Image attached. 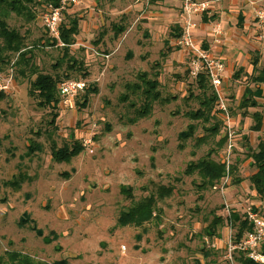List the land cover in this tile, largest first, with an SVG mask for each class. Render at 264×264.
Instances as JSON below:
<instances>
[{
  "label": "rangeland",
  "instance_id": "374dc122",
  "mask_svg": "<svg viewBox=\"0 0 264 264\" xmlns=\"http://www.w3.org/2000/svg\"><path fill=\"white\" fill-rule=\"evenodd\" d=\"M149 1L82 0L64 8L61 23L75 18L78 34L62 62L65 51L53 43L42 25L48 10L44 4L35 7V20L29 24L14 15L8 19L10 28L25 36L28 48L36 45L34 63L41 72H70L75 77L85 73L84 79L97 94L90 93L85 106L81 105V93L70 109L41 108L28 94L34 77L22 79L14 72L9 92L0 95V264H227L224 218L215 230L218 238L210 239L206 232L215 217L225 215L226 203L240 215L244 208L257 205L247 179L254 171L247 153L260 138L250 127H246L250 137L243 136L245 123L237 117L244 112L238 106L240 82L243 92L253 90L251 79L260 70L251 75L243 71L233 72L230 78L226 75L223 95L231 101L238 129L236 148L231 150V177L221 194L188 170V164L210 153L211 159L222 163L226 150L218 143L223 137L221 124L219 135L208 138L205 129L210 124L185 117L199 108V92L188 74V55L174 47L173 33L182 20L177 10L180 4L175 0H166L165 5ZM108 5L115 14L106 10ZM146 15L161 21L149 22L154 37L151 42L142 26ZM114 24L129 34L110 58V69L101 55L113 51L101 48L100 39L113 33ZM258 31L256 26L238 29L231 54L239 66L253 52L262 53L264 66V40L249 41L247 37ZM259 32L258 37L264 39V27ZM242 38L248 44L242 43ZM201 39L198 42L206 46ZM142 44L147 47L140 58L137 46ZM133 52L137 55L134 60ZM72 59L82 63L80 71L67 70ZM56 63L61 64L58 69ZM248 66L247 61L244 68ZM9 70L3 67L2 72ZM142 73L146 80L158 81L161 99L171 98L167 104H151L146 116L137 114L145 103L141 92L126 88L140 84ZM235 79L240 85L234 86ZM262 99L258 100L260 106L248 109L246 115L255 111L264 115ZM53 114L57 117L52 124ZM189 126L195 127L194 132L185 139L181 134ZM75 141L83 144L79 155L68 161L54 159ZM159 186L172 187V194L157 201V221L142 229L117 224L120 211L145 195H154ZM123 187L131 188L130 198L122 195ZM236 188L240 191L230 195Z\"/></svg>",
  "mask_w": 264,
  "mask_h": 264
},
{
  "label": "trees",
  "instance_id": "16d2710c",
  "mask_svg": "<svg viewBox=\"0 0 264 264\" xmlns=\"http://www.w3.org/2000/svg\"><path fill=\"white\" fill-rule=\"evenodd\" d=\"M155 0H153L154 2ZM48 8H56L60 5V0H0V72H2L3 67H10L12 73H16V76L22 79H32L28 89V94L37 100V105L41 108H51L52 110L58 107L60 101V95L57 91V85L62 80H68L75 76H72L70 72H66L65 75H60L59 73L47 74L41 72L34 63V48L35 46L28 48L25 44V36L20 34L16 29L10 28L8 24V19L11 15L20 17L29 24L35 20L34 9L37 6ZM199 20L201 22H208L213 20V16L207 17L202 15ZM111 29L114 36L121 35L125 32V29L120 25H112ZM28 30L24 31V34ZM78 34V22L77 20L71 19L68 24L61 23L59 26V41L63 44L61 47L65 52L61 57V62L66 60V53L68 48L74 45L75 37ZM180 35V27L176 26L173 38L177 39ZM53 43L57 44L58 41L53 39ZM168 47V43L165 44ZM177 48V47H175ZM165 54L162 52L161 57ZM60 63H56V69L60 66ZM82 63L75 61L74 59L68 62L67 70L69 71H80ZM146 73L139 75L140 84H134L132 88L134 91H140L141 95L145 99L144 105L137 110L138 116H146L151 111V104L159 102L162 104H167L171 101V98L161 99L160 94L157 91L158 81L156 79L146 80ZM86 74L83 73L80 77L85 82L84 79ZM254 85V89L246 88L239 104L241 110L257 109L260 106L258 100L262 99L263 90L261 88L264 85V66L261 70L251 79ZM87 83V82H86ZM192 85L198 90L199 95L196 97L199 103V108L196 111H189L185 113V117L190 121L201 122L203 124H210V127L205 129L208 133V138H215L220 133V127L222 122L218 116L215 114L216 96L213 93L211 87L208 84L206 76L201 73L195 80H192ZM97 94L95 88L88 86L83 92V102L82 106H85L88 102L89 94ZM5 94L3 92L0 93ZM79 96V95H78ZM123 100V99H122ZM126 100V99H125ZM56 114H53L51 123H54ZM253 125L250 127V131L259 132L264 126V116L260 112H255L252 115ZM212 121H215L214 125H211ZM221 124V125H220ZM194 126L187 127L188 131L182 132L181 136L183 138H189L194 132ZM206 139V138H205ZM203 138V140H205ZM202 142V140H200ZM218 143L225 145L226 139L220 137ZM34 149V148H32ZM66 151H63L60 156L56 155L54 159L57 161L70 160L73 157L79 155L81 150H83V144L80 142H73L72 147H63ZM247 153V159H249L250 164L254 167V171L247 177L249 181V189L252 192L254 200H257L261 208L262 215L264 217V141H260L255 148ZM188 170L191 174H196L201 179L203 185L207 187H213L215 182H217L224 172V166L221 162H215L211 159V153L206 155V157L200 159L194 164H188ZM235 168H232V171ZM240 180H235V183H240ZM131 188L123 187L121 193L123 196L131 197ZM172 194V187L159 186L155 191V194H149L142 197L140 201L132 204L129 208L120 211L117 218V224L120 227H133L142 229L146 224L155 222L158 220L160 210L157 207V201L162 200L165 197H169ZM233 226L236 229V237L239 239L246 231L249 230L246 222L241 219L238 213H233L231 215ZM223 218L217 216L212 221V228L208 230L207 235L210 239L219 237L215 233L217 226L222 224ZM217 237V238H218ZM262 253H264V246L261 248ZM207 257V255H205ZM239 264H254L247 258L243 256L238 258Z\"/></svg>",
  "mask_w": 264,
  "mask_h": 264
},
{
  "label": "built area",
  "instance_id": "2783aa9c",
  "mask_svg": "<svg viewBox=\"0 0 264 264\" xmlns=\"http://www.w3.org/2000/svg\"><path fill=\"white\" fill-rule=\"evenodd\" d=\"M82 0H60V5L56 8H48L43 16L42 25L51 39L59 41V26L61 24V13L66 7L76 6ZM180 4L182 14V23L180 35L175 40V47L182 49L187 56L188 74L190 79L195 80L198 75L203 73L206 76L209 86L216 96L215 114L222 122L223 137L226 139L225 155L223 163L225 173L220 182L213 189L223 194L225 187L230 179V170L232 163L231 150L235 137L234 123L227 105V100L223 95L222 87L225 80V66L221 58L214 55L212 47L221 46L224 37V29L220 19L209 20L208 36L206 41L208 47H203V43L198 42L195 37V31L198 29L202 15L212 16V8L221 0H175ZM249 4L252 10L254 21L258 24H264V0H250ZM108 56H105L107 58ZM13 73L10 69L6 74L0 72V93H8L12 86ZM87 83L80 77H73L62 80L57 85V91L60 95L59 107L72 108L75 98L83 93ZM86 144V143H85ZM225 211V260L227 264H239L238 258L243 256L254 264H264V217L260 210L248 206L243 209L242 220L246 222L249 230L239 239L236 237V230L233 226L231 209L229 204L224 205ZM214 248V245H211Z\"/></svg>",
  "mask_w": 264,
  "mask_h": 264
},
{
  "label": "crops",
  "instance_id": "0c3cea01",
  "mask_svg": "<svg viewBox=\"0 0 264 264\" xmlns=\"http://www.w3.org/2000/svg\"><path fill=\"white\" fill-rule=\"evenodd\" d=\"M115 1L116 0H113V3ZM150 1L152 2L153 0H150ZM249 1L250 0H221L220 2L216 3L214 5V7L212 8L213 20L214 19H220L221 24H222V27L224 29V37H223L222 45L221 46L212 47L211 48V51H212V53L214 55H216L219 58H221V60L224 63V66H225V76L227 75L229 78L231 77V75L235 71H237V72L243 71V72H245V74H250L251 75L255 69L261 70V64H262V62L260 60V57H261L262 53H260V52H253V53H251L250 55H248L246 57L245 61L247 60L249 62V66L247 67V69L244 68V66L247 63V61L246 62H243L241 64V66H239L237 64V62L235 61L234 55L231 54V47H232V44L234 43L235 38H237V31H238L239 28H242L244 26H248V27H255L256 26L257 29H259V31H261L262 30V27H264V25L261 27L260 24H258L256 21H254L253 16H252V10H251V6L249 4ZM154 2H155V4L158 3L160 5H165L166 0H159V1L158 0H155ZM106 10L109 11L110 14H115L116 13V10L113 9L112 6L109 7V5L106 7ZM177 10L179 11V16L182 19V14L180 12V7H178ZM113 11H115V13H113ZM147 15L145 16L147 21L144 22L142 26H144L146 28L145 31L147 30L148 33L150 34V37L147 39V41L148 42H151V40H154V37H153V33L151 32V30L149 28V22L150 21H154V22H160L161 23V21H157V19L156 18H153L152 16L147 17ZM181 23H182V20H181ZM178 27L181 28V24L180 25L178 24ZM259 31L256 32V33H253V34H250V33L247 34V37H249V41H253V40L256 39V40H259V42L262 43L264 39L258 37L259 35L262 34ZM207 32H208V24H207V22L206 23L201 22L199 24L198 29L195 31V37L199 41V38H201V36H202V39L200 41H202V42L205 41L206 42L209 39V36H208ZM124 33H122L121 35H118V36H114V33H110V34L104 35L100 39V42H101L100 46H101V48L105 47V49H109V51L110 50L113 51L110 54H103V55H101V57L104 58V61L106 63V66L105 67H108L110 69L112 68V65L109 64V60L116 53V51H115L116 48H117V50H119L120 49V44L122 43V41H125L126 40V38H127V36H128L129 33H127V34L125 33L126 36H125ZM143 35L145 36V34H143ZM174 39L175 38H173V40ZM240 41L242 43H244V44H248L247 43L248 40H246V38H242V39H240ZM172 43L173 42H171V45L170 46H169V43H168V46L170 48L172 46ZM205 45H206L205 48H207L208 47V44L206 43ZM146 47L147 46H145L144 44L137 46V48L140 50L137 53V55L140 58H141L142 50L143 49H146ZM131 54L133 56V58H132L133 60L135 59V57L137 58V55H135L134 52L131 53ZM105 56H108V57L105 58ZM226 80H227V77L223 81L222 91L225 88V82H226ZM236 82H238V83H236ZM234 83H235L234 86H238L239 81L235 79L234 80ZM240 84H241V87L240 86L238 87V88L241 89L240 90V93L238 95V99H239L238 106H239V104L241 102V97H242V95L244 93L242 91V89H244V86L242 85L243 83L240 82ZM261 88L263 90V96H262V98L264 99V85H262ZM226 100H227V105L229 107V111H230V114H231V117H232V120H233V123H234V128H235V137H234V142H233V149H235L236 148V143H237V140L235 138H237V129H238V127H236V124H235L236 122L235 121H237V120H236V117H233V114H232V111H231V108H230L231 101L228 98H226ZM247 112H248L247 110H244V112L242 113V115H239L237 118H238V121L239 122L241 120H243L244 123H245L244 126H243L242 135L243 136L244 135H248L250 137V135H249L250 132L246 130V127H248V129H249V127H251L253 125V118H252V115L253 114H251V116H249V115H246ZM254 133H256L257 136H258V138H260L259 141L256 143V145L260 141H264V126L261 128V130L259 132H254ZM250 145L252 147V144L251 143H250ZM243 180L245 181V179H243ZM243 180H242V182H243ZM246 182H248V181L246 180ZM239 191H240L239 188H236L235 190L232 189V190L229 191V194L230 195L237 194ZM250 194L253 195L252 192ZM238 198H241V196H239ZM253 203H255V205L257 204L256 206H259L260 205V203L257 200H253Z\"/></svg>",
  "mask_w": 264,
  "mask_h": 264
},
{
  "label": "bare ground",
  "instance_id": "6f19581e",
  "mask_svg": "<svg viewBox=\"0 0 264 264\" xmlns=\"http://www.w3.org/2000/svg\"><path fill=\"white\" fill-rule=\"evenodd\" d=\"M225 150H226V149H225ZM224 155H225V153H224ZM224 155H223L222 159L224 158ZM232 162H233V157H232ZM222 164H223V166H224L223 161H222ZM224 167H225V166H224ZM231 167H232V165H231ZM230 174H231V173H230ZM223 175H224V174H223ZM222 177H223V176H222ZM222 177H221V178H222ZM230 177H231V175H230ZM216 184H217V183H216ZM216 184H215V185H216ZM227 185H228V184H227ZM213 187H214V186H213ZM226 187H227V186H226ZM227 204H228V203H227ZM230 206H231V205H230ZM252 207L255 208V209L260 210V212H261V208H260L259 206H253V205H252ZM233 213H236V212H235V211H232L231 215H232ZM261 214H262V212H261ZM239 215H240V214H239ZM242 215H243V213L240 215V216H241V219H242V217H243ZM224 216H225V215H224ZM224 216H223L222 218H224ZM242 221H243V220H242ZM224 226H226V225H225V218H224ZM234 228H235V227H234ZM225 229H226V227H225ZM235 230H236V229H235Z\"/></svg>",
  "mask_w": 264,
  "mask_h": 264
}]
</instances>
